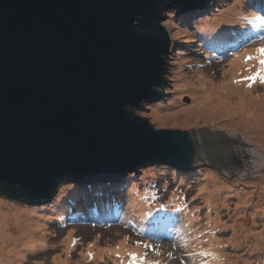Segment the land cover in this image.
I'll return each mask as SVG.
<instances>
[{
  "label": "water",
  "instance_id": "95a60500",
  "mask_svg": "<svg viewBox=\"0 0 264 264\" xmlns=\"http://www.w3.org/2000/svg\"><path fill=\"white\" fill-rule=\"evenodd\" d=\"M208 1L0 0V193L38 203L69 175L208 162L201 127H153L132 112L162 91L161 5Z\"/></svg>",
  "mask_w": 264,
  "mask_h": 264
},
{
  "label": "rangeland",
  "instance_id": "374dc122",
  "mask_svg": "<svg viewBox=\"0 0 264 264\" xmlns=\"http://www.w3.org/2000/svg\"><path fill=\"white\" fill-rule=\"evenodd\" d=\"M233 5H236L235 13L241 11L239 16L248 17L242 11L257 16L255 10L251 9L252 3L247 0H213L206 10H196L187 15L178 14L169 2L161 5L160 16L156 20L167 28L170 36V50L163 57L166 62L161 73L162 81L159 86L155 87L162 89V95L156 100L150 99L141 103L137 108H132L135 115L146 120L153 127H201L210 144L209 161L188 171L160 162H149L138 166L132 170L133 172L119 174L117 179L118 181L127 179L126 183L129 184L131 182L128 178L133 174V183L129 184L128 190L125 189L124 193L128 196L131 191H134L142 198L157 199L153 204L168 209L172 215H183L181 224L185 228L189 227V236L184 235L183 239L176 237V241L168 242V244L161 239L153 238L157 229L152 228V224L143 226V223L138 221L140 218L137 213L128 214L129 219L134 221L133 223L123 220L118 225H112L114 223L111 222L88 220L84 215L71 213L70 207L66 205H76L74 201L78 198L77 192L80 190L77 187L80 185L73 180L62 179L50 199L39 203H15L11 198L0 193V201L18 207L16 208L18 215L25 218L27 223L30 222L34 231L43 236V245L40 247L33 246V249H28L30 247L23 246L22 243L18 244L17 248L20 249L22 255L19 260L20 264L47 263L59 254L62 257L68 256V260L73 262L80 258L81 252L86 251L89 245L94 248L117 245V251L105 254L103 257L97 256L95 264H132L125 262L122 253L129 242L135 241H140L143 247L152 245L153 248L150 250L144 247V253L147 257H151L159 251L158 257L164 264H194L192 256L197 255L195 260L198 262L204 260L207 255L200 253H209L207 249L212 248L213 240L216 239H219L218 245H215L216 249L222 250L227 256L226 264H263L264 213L252 215L251 206L257 204L264 207L262 203L264 200V164L260 171L258 169V161L262 156L264 157V140L260 142L262 148L259 146L261 153H258L257 157H251L247 153H235L233 161V150L238 151L241 149L240 145H244L235 138L244 136L250 140L245 142L248 146L258 149L259 134L256 137L255 134L247 132L244 127L227 118H223L222 121L207 120L206 116H200L198 112L187 113L184 110L191 105L192 101L185 85L187 83L185 79L189 78L183 75L191 77L188 71L198 70L206 77L212 76L211 79L217 81L218 78H222V69L234 56L227 57V55L235 53L234 51L246 44L243 41L239 42L238 46L231 44V47L217 50L213 55L212 51L201 52L207 48L205 46L207 40L214 39L209 36L206 38L198 33L201 29V22L228 10ZM259 10H264V8L261 7ZM235 16L236 14L233 18ZM232 29L230 32L236 33L237 28ZM255 85L257 86L255 92L264 90L260 81ZM206 107L207 105H203L202 109ZM178 109L180 111L176 119L168 117L162 119L160 116V114H173ZM195 117H199L197 122L193 119ZM221 147L223 149H219ZM224 149L225 151L228 149L230 153H225ZM239 161L241 165L244 163L240 171H238L241 166ZM134 182L135 185L132 187ZM147 189L155 193L153 199L146 194ZM130 198L131 195L126 197L127 206L133 210ZM169 198L179 199L185 207L184 211L167 208L165 203L169 201ZM60 205L66 206L69 213L63 212L59 215L57 207ZM64 207L62 206L61 209L64 210ZM192 210L196 212L195 220L189 216ZM148 216L149 213L145 217ZM176 223L175 221L172 224ZM207 226L211 228L208 229ZM158 231L161 232V230ZM69 233L75 243L67 253L61 240ZM120 238H127V243L123 248L118 244ZM194 239L203 240L205 243L211 241V244H201ZM235 240L240 242L234 243ZM13 244L17 243H13V239H10L6 247L11 249ZM169 252L172 253L171 258L168 256ZM117 253L120 258H117ZM92 258L89 259L87 254L85 264L93 263Z\"/></svg>",
  "mask_w": 264,
  "mask_h": 264
},
{
  "label": "bare ground",
  "instance_id": "6f19581e",
  "mask_svg": "<svg viewBox=\"0 0 264 264\" xmlns=\"http://www.w3.org/2000/svg\"><path fill=\"white\" fill-rule=\"evenodd\" d=\"M235 8L236 5L230 6L228 10L220 12L217 15H213L211 18H207L205 21H202L200 25L201 29L198 31V33L206 36V38L208 36L214 38L217 44L213 46L221 49L220 45L224 44L225 33L229 29H232V24L241 22V18L239 16L241 14V11L239 10V12L235 13ZM235 14V17H237V19H234L235 17L233 18ZM226 26L228 27V29L226 28ZM256 48L257 46L245 47L244 49L240 50V52L233 54L234 56L227 63V66L222 69V78H218L219 80L217 81H214L213 78L211 79L212 76L206 77L198 70H189L188 73H191V77L183 75V77L189 78L185 79L187 82L185 83V85L187 86L186 90H188L191 95L192 101L191 105L188 106V108H184L187 113L191 111L198 112L200 116H206L207 120L218 119V121H222L223 118H227L229 120H233L237 125L244 127L247 132L255 134L256 137L259 134L260 138H258V149L248 146L245 142H247V140L249 139L245 138L244 136H239L241 139L238 138V136L237 138H235L236 140L242 142L244 145L241 144V149L238 151L232 149L234 153V156L232 158L233 161L235 153H247V155L251 157H257L258 153H261L259 150V146L262 148L260 142L264 140V90L261 92H255V90L257 89L255 83L260 81L259 78L255 80L244 79L245 77H249L255 74L257 69L260 67L259 62L256 59H251L247 62H245L244 60V55L246 53L255 56ZM163 57L164 56H162V58ZM262 88L264 89V83H262ZM158 96L159 93L158 95L153 96L151 100H156ZM230 98L232 100H230ZM203 105H207V107L202 109ZM179 111L180 109H178L173 114H160V116H162V119L164 117H168L169 119H176ZM198 118L195 117L193 119L195 120V122H197ZM219 149H223V147ZM224 152L230 153L228 149L226 151L224 149ZM239 164L241 165L240 161ZM243 164L240 166L238 171H240ZM263 164L264 157L262 156V158H260L258 161L259 171L263 168ZM132 179L133 174L130 175L128 181L132 182ZM125 181H127V179ZM126 185V183H122L123 187L130 186ZM134 185L135 182L132 187ZM130 193V200L132 202L131 208L136 210L137 215L140 217V221L146 223L152 221L155 218L154 210H157L158 207L157 205L153 204V202L157 201V199H153L155 193L151 189L146 190V194L149 195V198L155 201L142 198L134 191H131ZM170 201L173 203H171ZM146 202H148V204H146ZM262 203L264 204V200ZM166 205L170 206L173 210L176 211H184L185 209L179 199L169 198V201L166 203ZM62 206L64 207V205ZM62 206L60 205L57 207L59 215H61L60 213L68 212L67 208H65L66 206L64 207V210L61 209ZM16 208L18 207H14L13 204H7L0 201V264H20L19 260L21 259L22 255L20 254V249L17 248L18 244L20 243H22L23 246L30 247L28 249H33V246L40 247L43 245V236L34 231L33 225L30 222L27 223V220L25 218L18 215L19 212ZM251 208L253 212L252 215L264 213V207H261L257 204L251 206ZM148 213L149 216L145 217ZM195 214L196 212L192 210L189 213V216L193 220H195ZM207 227L208 229L211 228V226ZM72 238L71 234L69 233L68 236L61 240V244H63V247L65 248V251L67 253H69L70 249L73 247L74 238ZM10 239H13V243H17L16 245L13 244V247L11 249L6 247V244H8V241H10ZM5 240L7 241L5 242ZM213 241L214 244L212 248L207 249V251L211 253L212 261L204 262V264H218L222 261L223 257L224 263L226 264V254H224V252L222 251L220 252V250L216 249L215 246L218 245L219 239ZM239 242L240 241L237 240L236 242L235 240L234 243L238 244ZM126 243L127 241L125 238H120L118 241V244L121 248H123ZM200 243L211 244V241L205 243L203 240H200ZM137 247V245H135L134 247H124L125 251L122 253L123 259L125 261H129L133 258L129 257L128 253H135L137 257L136 260L143 263L144 261L138 258L140 257V251ZM89 248H87L86 251H82L80 254V258L73 262L68 260V256L62 257V255L59 254L55 255L50 262H35L33 264H85L87 254L89 252L92 253L93 257V263L91 264H95L97 256L103 257L105 254L117 251V245H114L112 247L106 245L105 247L96 248L91 245V247Z\"/></svg>",
  "mask_w": 264,
  "mask_h": 264
},
{
  "label": "snow or ice",
  "instance_id": "6c2138e0",
  "mask_svg": "<svg viewBox=\"0 0 264 264\" xmlns=\"http://www.w3.org/2000/svg\"><path fill=\"white\" fill-rule=\"evenodd\" d=\"M244 21H245V23L247 25L251 26L250 32L248 30H245L244 33H243V35L246 36V38L248 40L252 39V35H256V36L259 37V39L264 40V14L254 16L251 19H249L248 17H244ZM257 29H259V31H257ZM255 53H256L255 56L246 53L244 55V60H245V62H247L248 60L256 59V60H258L260 67L257 69L255 74H253V75H251L249 77H245L244 79L255 80V79L259 78L260 82L264 83V74H262V73H264V46L257 47L255 49ZM237 82H239V81H237ZM73 243H75V241H73ZM137 243L139 244V242H137ZM89 247H91V245H89ZM144 247L147 248V249H152L153 248L152 245H144ZM200 254L201 255H211V253H207V252H203V253H200ZM156 255L159 256L160 252L157 251ZM128 256L133 258V259L137 258L135 253H128ZM168 256H169V258H171L172 253L169 252ZM88 257H89V259H91L92 258V253L89 252L88 253ZM117 258H120L119 257V253H117ZM138 258L140 260H144L145 259L144 256H140ZM155 264H159V261H156Z\"/></svg>",
  "mask_w": 264,
  "mask_h": 264
},
{
  "label": "trees",
  "instance_id": "16d2710c",
  "mask_svg": "<svg viewBox=\"0 0 264 264\" xmlns=\"http://www.w3.org/2000/svg\"><path fill=\"white\" fill-rule=\"evenodd\" d=\"M227 28V27H226ZM222 250H220V252H221Z\"/></svg>",
  "mask_w": 264,
  "mask_h": 264
}]
</instances>
